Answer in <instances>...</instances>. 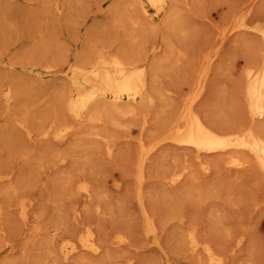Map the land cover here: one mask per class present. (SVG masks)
<instances>
[{
  "label": "rangeland",
  "instance_id": "374dc122",
  "mask_svg": "<svg viewBox=\"0 0 264 264\" xmlns=\"http://www.w3.org/2000/svg\"><path fill=\"white\" fill-rule=\"evenodd\" d=\"M129 1L0 0V88L13 91L10 105L0 91V264H205L202 252L181 241L189 229L225 253L227 264H264V178L254 165L205 171L200 159L219 152L200 158L195 149L167 140L148 156L141 185L136 173L141 144L161 136L166 117L193 91L199 56L249 1L180 0L187 30L178 32L163 22L156 30L130 26L120 9ZM250 8L254 18L264 16V0ZM249 31L229 33L211 70L217 97L208 112L229 125L245 121L235 84L257 52L259 36ZM130 34L138 43L128 41ZM109 49L148 61L157 57L156 85L164 98L135 116H118L116 126L77 121L60 103V92L71 87L67 71ZM62 120L76 125L67 138L41 132ZM91 129L101 134L87 133ZM184 166L186 176L169 183L168 173ZM144 210L157 219L158 232L145 230ZM86 227L101 250L65 259L62 239Z\"/></svg>",
  "mask_w": 264,
  "mask_h": 264
},
{
  "label": "bare ground",
  "instance_id": "6f19581e",
  "mask_svg": "<svg viewBox=\"0 0 264 264\" xmlns=\"http://www.w3.org/2000/svg\"><path fill=\"white\" fill-rule=\"evenodd\" d=\"M248 1V6H246L249 9L243 14L236 15L234 19L231 18V20L233 19L232 22L230 17L233 15H230L229 21L232 24L224 27L220 32L218 31L219 37L217 36L211 44L208 43V48H205L206 50H203L204 52L199 56L201 61L200 66L197 68V74H195L193 91L188 96L182 97L181 102L176 103L177 106L174 107L173 112L166 117L163 126L161 125V136L150 145L141 144L140 152H138V170H136L137 178L140 182L139 185L146 177L145 169L148 156L158 145L167 140L174 141L183 147L195 149L196 157L203 156L204 153L219 152L221 157L215 159L200 157L203 158L199 161L200 166L205 171H209L212 167L215 168L221 164L232 168L237 167L238 169L244 167L242 170H245L252 164L254 168L258 169L257 171L261 172L262 178H264V16L255 15L257 17L254 18L252 15L253 9L250 8L254 0ZM179 2L180 0H132L123 5L121 4L120 9L122 10L123 18H126L132 27L143 26L150 28V30H156L157 22H159V24L169 27V30L178 32L186 29L180 23ZM237 11L236 13L240 12L239 10ZM250 14L252 18L249 16ZM242 29L254 32V34L259 36V39L256 43L257 52L253 60L244 67L238 77L237 84H235L239 96L238 100L241 102L240 113L247 120L242 118L245 121L239 120V122L242 121L240 125H229L222 119L211 115V112H208L209 106L212 105L211 101L216 96V78L215 75H212L211 70L216 58L221 54L225 39L229 33L233 34V31L236 30L237 32V30ZM138 39V35L135 34L128 36V41L132 44L138 43ZM140 45L145 48L144 43ZM167 45L169 50L174 51V45L171 42H167ZM152 48L155 51L159 46L155 45ZM130 53L124 50H101L89 54L81 62L78 61L79 64L71 66L67 71V75L71 80V87L67 91L60 92V103L63 110L71 114L77 121L83 123L86 121L105 122L106 126L107 123L116 126L119 121V119L117 121L118 116H135L142 113L141 110L143 108L152 105L157 98H164V91L156 85L161 61L157 57L148 61L140 57L130 56ZM0 91L3 93L7 104L10 105L13 96L11 88L1 87ZM228 109L230 110V108ZM237 109L239 110V108ZM75 128L76 125L73 122L62 120L49 127H44L41 132L45 135L52 133L58 139L63 140ZM87 133L101 134L92 129L87 130ZM111 146L107 145L109 153H111ZM196 157L194 154V158ZM187 170L188 167L184 166L170 175L168 173L167 177H170L169 183L175 184L183 179ZM79 188L90 194V186L87 183L79 184ZM84 195H86L85 192ZM27 210L25 209V204H23L24 213ZM148 211L144 210L145 230L158 232L156 231L157 229L159 230V228L156 229L157 219L155 220ZM81 232L75 237L62 239L59 250L65 259L72 258L75 254L78 255V252L80 250L83 251V249H88L92 252L99 251L101 245L97 242L98 239L96 240L95 238V231L93 232L88 228L86 232ZM119 234L116 237L118 241H124L125 236ZM145 234L147 235V232ZM201 238L195 229H189L181 233V241L187 245L191 252L199 251L205 255V264H227L225 253L217 250L213 247V244L203 241ZM160 239L162 238L160 237ZM161 249L163 248L161 247Z\"/></svg>",
  "mask_w": 264,
  "mask_h": 264
}]
</instances>
